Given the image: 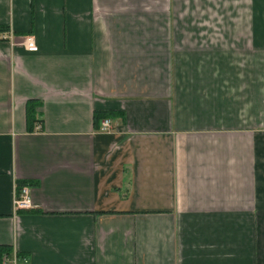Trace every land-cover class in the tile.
Masks as SVG:
<instances>
[{
	"label": "crops",
	"instance_id": "crops-1",
	"mask_svg": "<svg viewBox=\"0 0 264 264\" xmlns=\"http://www.w3.org/2000/svg\"><path fill=\"white\" fill-rule=\"evenodd\" d=\"M0 246L264 264V0H0Z\"/></svg>",
	"mask_w": 264,
	"mask_h": 264
},
{
	"label": "trees",
	"instance_id": "trees-1",
	"mask_svg": "<svg viewBox=\"0 0 264 264\" xmlns=\"http://www.w3.org/2000/svg\"><path fill=\"white\" fill-rule=\"evenodd\" d=\"M40 106L39 102L36 101H29L27 104V127H28V131L33 133L35 132V124L36 122H42L37 115V109ZM118 114H115L113 112H105V111H101V112H96L94 115V122L96 125L97 129H100V123L104 120V119H111V118H115ZM41 131V130H40ZM33 186V184L31 182H21L18 183L17 185V192H20L21 189L24 186ZM12 253L11 248L6 247V246H0V264L3 261V259L5 257L10 256Z\"/></svg>",
	"mask_w": 264,
	"mask_h": 264
},
{
	"label": "built area",
	"instance_id": "built-area-1",
	"mask_svg": "<svg viewBox=\"0 0 264 264\" xmlns=\"http://www.w3.org/2000/svg\"><path fill=\"white\" fill-rule=\"evenodd\" d=\"M26 48L30 52H37L38 48L37 45L32 38H27L24 41ZM113 130L112 121L111 119H104L101 122V127L99 131L101 133H109ZM15 207L17 210L21 209H29L32 205L31 197H30V190L28 186H24L20 192H18L16 198H15ZM25 264V263H23Z\"/></svg>",
	"mask_w": 264,
	"mask_h": 264
}]
</instances>
